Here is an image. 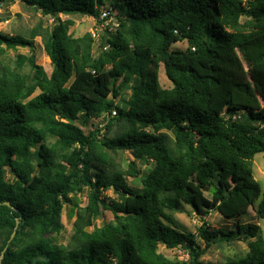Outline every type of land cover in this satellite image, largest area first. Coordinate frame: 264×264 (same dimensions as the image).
Segmentation results:
<instances>
[{
	"label": "trees",
	"instance_id": "16d2710c",
	"mask_svg": "<svg viewBox=\"0 0 264 264\" xmlns=\"http://www.w3.org/2000/svg\"><path fill=\"white\" fill-rule=\"evenodd\" d=\"M20 1L56 20L42 37L53 71L35 62V30L29 37L0 31V59L6 48L27 47L16 66L33 70L29 79L0 67V264H180L158 262L159 244L182 247L189 264H202L212 243L234 240L247 241V250L225 264H264L259 224L224 230L205 221L213 209L231 219L250 207L264 218V190L252 176L253 157L264 152V0ZM103 7L119 27L94 56L90 34L73 37L58 15L100 20ZM241 16L250 18L248 29L239 27ZM183 40L185 49L172 47ZM160 63L170 88L159 85ZM113 109L123 124L113 137L76 123ZM103 149L152 164L145 172L133 160L113 169ZM82 186L88 201L71 240L55 243L48 234L60 231L62 207ZM107 189L116 198L102 195ZM185 205L202 219L196 237L172 214ZM101 209L119 223L88 230Z\"/></svg>",
	"mask_w": 264,
	"mask_h": 264
},
{
	"label": "rangeland",
	"instance_id": "374dc122",
	"mask_svg": "<svg viewBox=\"0 0 264 264\" xmlns=\"http://www.w3.org/2000/svg\"><path fill=\"white\" fill-rule=\"evenodd\" d=\"M105 10L103 7L101 11ZM60 21H68L67 32L73 37H81L86 33H89L92 38V54L97 56L100 50V44L102 40L115 32L119 27V23L116 19L115 12L111 14L107 19L99 17L100 20L88 15H82L79 13H69V14H59ZM250 18L246 16H241L239 19V27L242 29L249 28ZM56 20L53 17H48L43 15L39 10L33 7L27 6L20 0H12L3 4H0V31L6 34H21L25 37H29L30 34L35 30L38 34L34 37V53L35 62L42 66L47 75L51 74L53 71V64L50 62L43 48V33L46 30L52 28ZM42 34V35H41ZM172 47L185 49L187 47V42L177 41L172 44ZM29 55L30 51L27 47H15L6 48L0 59V67H7L8 69H16L20 74L25 75L30 79L33 74L31 66L24 62L20 68L16 66V54ZM120 79L117 80L116 84ZM29 82V80H28ZM158 82L161 88H170L172 82L167 78L164 72L163 64H159L158 67ZM133 83L139 84L140 81L138 77H134ZM39 90L31 95H35ZM131 93L128 88L124 91V95L127 98ZM115 100H118L116 97ZM120 102V101H118ZM117 117V111L112 110L111 115H105L104 117L92 118L86 125H81L78 121L76 123L81 126L85 133L93 130L95 125H98L100 129L99 138L102 136L113 137L114 135L120 133L123 130V124L117 120L113 119ZM112 118L110 126L108 129L104 128V125ZM169 139V143H173V133L172 131L163 129ZM49 142H53V138L49 137ZM109 158L111 167L113 169L125 170L128 166L130 160L136 162L137 166L144 170V172L151 166L149 163L144 161H139L136 159L128 150H115L110 151L103 149ZM4 178L11 179V173L7 167L3 169ZM252 176L260 184L262 190H264V152L256 153L253 157L252 164ZM127 182L136 188L141 187L139 178H133L131 176L126 177ZM208 197L210 195L208 192H204ZM102 195L109 198H116V194L112 189H107L102 192ZM72 205L66 203L62 207L61 212V229L59 232L49 233L48 236L52 238L55 243L67 245L74 232V222L76 220V214L81 208L85 207L88 201V187L82 186L81 190L78 192L71 193ZM74 205V206H73ZM172 214L175 216L177 221L183 227L185 231L190 232L197 236L198 227L202 223V219L197 215L190 206L185 205L182 212H174ZM120 219L113 215L109 210L101 209L100 214L94 219L93 225L87 227L88 230L98 228L104 223H119ZM205 221L208 223V227L213 229H235L238 223L245 224L248 222H255L259 224L261 229V235L264 238V218H257L253 208H249L248 214L241 217H235L231 219L224 218L217 210H211L205 217ZM200 239H198L199 241ZM203 246V243L201 242ZM247 250V241L245 240H234L231 242L226 241H216L211 244L207 251L200 257L202 264H225L230 258H235L243 255ZM156 259L158 262L166 261L172 263L189 264L190 256L186 250L182 247L167 248L162 244L158 245Z\"/></svg>",
	"mask_w": 264,
	"mask_h": 264
},
{
	"label": "built area",
	"instance_id": "2783aa9c",
	"mask_svg": "<svg viewBox=\"0 0 264 264\" xmlns=\"http://www.w3.org/2000/svg\"><path fill=\"white\" fill-rule=\"evenodd\" d=\"M111 15L108 14L107 10H103L101 11L100 17L103 19H107L108 17H110Z\"/></svg>",
	"mask_w": 264,
	"mask_h": 264
},
{
	"label": "water",
	"instance_id": "95a60500",
	"mask_svg": "<svg viewBox=\"0 0 264 264\" xmlns=\"http://www.w3.org/2000/svg\"><path fill=\"white\" fill-rule=\"evenodd\" d=\"M7 205H9V203L8 202H5ZM18 224V220H16V225ZM13 235H14V231L11 233V236H10V239L8 240V241H10L11 240V238L13 237ZM7 246H5V248H6ZM2 253H3V251H2Z\"/></svg>",
	"mask_w": 264,
	"mask_h": 264
}]
</instances>
